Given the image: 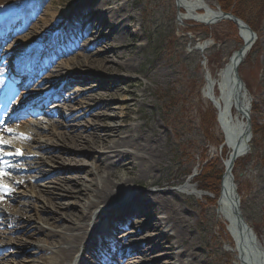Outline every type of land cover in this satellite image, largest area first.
Masks as SVG:
<instances>
[{"label": "rangeland", "instance_id": "374dc122", "mask_svg": "<svg viewBox=\"0 0 264 264\" xmlns=\"http://www.w3.org/2000/svg\"><path fill=\"white\" fill-rule=\"evenodd\" d=\"M37 1L39 0L33 2L28 0L30 8ZM42 2L43 6L38 12L24 11L22 5L18 6L16 15L22 17L18 20L21 22L19 23L21 27L14 28L16 32L5 41L2 46L4 49L9 48L8 44L11 45L10 49L21 47V50H13L18 51L19 55L23 54L29 49L28 46L47 36L49 29L61 22H66V26L71 27L63 31L64 43L72 42L74 26H78L83 32L87 31V34L69 52L64 53V49L63 53L50 50V55L46 54L48 59L46 67L39 70L36 80L23 90L27 89V93L30 94L35 88L47 85L44 92L56 90L61 85H65L64 88L57 91L56 97L48 100L49 104L42 106L41 109L34 112H30L31 109L26 112L23 110L22 115L19 114L14 121L8 123L13 129L0 137L5 142L0 145V162H4L6 155H13L16 159L25 158L24 156L30 151L29 155L42 156L47 170L43 177L37 178L36 173L26 169L24 162H14L20 170L17 173L13 169L3 168L5 175L0 177V184L6 189H11L16 183L15 191H18L16 195L23 192L24 199L20 200L31 203L28 213L21 215L20 222H29L45 231L57 233L64 231L63 225L79 224L81 220L77 216L79 209H82L83 201L78 196L74 198L69 196L68 193L77 187L76 180L79 181L77 188H85L80 184L90 186L87 180L97 174L94 170L96 163L94 156L109 151L99 146L93 147L94 145L83 146V141L90 142L88 132L92 131L93 127L103 125H120L122 128L128 127L132 130L144 129L151 138L156 139L163 155L162 160L157 164L154 174L148 178L142 176L135 178L137 167H133L131 171L126 170L128 167L124 170L121 167L117 168V174L114 176L127 180L129 187L123 188L115 202L103 207L111 210L114 206H123L132 199L133 201L141 199L145 191L157 194L158 201L161 198H168L169 203L181 211V215L189 223L186 231L194 242L191 251L197 256L201 255L204 260L197 264H234L232 252L228 251L229 245L225 241L223 223L216 219L209 199L206 196L200 198L196 191L200 189L197 177L202 174L199 180L213 181L216 172L220 169L224 170L223 159L230 151L224 140V133L216 121V109L202 94V86L205 74L214 77L233 51L242 44V35L238 26L225 19L208 25L186 17L183 15L186 12L182 8L179 9L176 0H109L108 3H104L103 0H43ZM82 2H85L84 11L95 5L103 9L107 8L104 14L108 24L114 25L116 17L113 10H110L113 2L116 5L121 4L130 13L131 31L128 33L120 31L122 37L120 43L123 46L118 50L121 56L120 65L125 63L128 66L125 64L120 66L117 56L112 54L114 42L107 39L108 30L104 29L101 32L90 30L89 25L95 20L94 17L85 19V16H78L70 11ZM259 12L261 14L244 17L251 23L254 39L237 69V74L243 89L247 91L254 127L250 150L236 160L233 175L234 184L238 185L241 195L240 209L264 249V164L261 160L264 156V46L261 35L264 33V4ZM99 21L100 18H96V24ZM204 32H207L208 36ZM205 42L208 46L203 50L202 45L204 46ZM14 53H8L6 57ZM82 55L98 58L103 65L113 67L105 70L98 65H89L86 63L87 58L83 59L82 63L77 62L82 60L80 59ZM82 64L84 67L81 68ZM75 76L80 79L72 82ZM68 79H71L69 83L66 82ZM125 81L128 83L126 84ZM74 94L76 99L73 98ZM40 97V94L34 95L18 106L22 104L24 106L25 102ZM129 101L131 104L127 103ZM209 105L215 112V122L212 127L206 125V121L204 125L200 124L198 112L200 107L203 112ZM115 111H117L116 116H114ZM54 112L60 114L59 120L69 114L75 116V122L67 127L61 124L58 128H54L52 119L57 118L51 115ZM102 117H107L103 124L99 121ZM19 121L27 122L23 130L14 128ZM49 131L54 135L49 142L55 143L51 146V152L46 154V152H38L37 149H25L28 140L35 132L45 134ZM121 131L123 133L119 134V137L125 136V131ZM68 138L75 141L77 149ZM63 139L66 140L63 142ZM43 141L42 137L38 140L41 144ZM17 150L21 154H16ZM118 150L132 153L130 147ZM50 154L58 155L61 160L53 162L47 157ZM195 168L197 171H194ZM86 169H90L92 174L85 175ZM188 171L196 174L195 181L192 178L190 185L195 187L196 191L191 189L182 192L167 187L168 184L185 179L184 174ZM20 177L25 178V183L21 186L18 181ZM97 177L96 179L94 177L92 183H99L100 179ZM68 179L71 180L66 181ZM72 193L75 195V192ZM10 194L4 193L3 199H8ZM250 195H253V198H250ZM145 200L148 202L151 197L147 196ZM152 200L157 199L152 198ZM5 202L0 200L6 214L20 215L15 212L17 206L14 211L7 206L4 207ZM66 203H69L68 207L64 205ZM101 206L98 205L94 210L98 211ZM147 209L149 211L154 208L151 206V209L150 207ZM154 215L162 216L155 209ZM96 219L92 217L89 220L90 227L96 224L94 223ZM145 220L146 217L140 214L122 222V227L119 221L113 222L108 226L115 225V228L113 226L115 234L109 231L112 228H104L101 233L110 232L108 240L117 241L121 245V250L130 249L126 255L117 254V256L114 255L113 250L111 252L106 250V255L117 259L113 260L112 264H158L166 259L168 250L158 248L149 252L142 245L147 237L145 234L149 233V237L156 234L152 230L143 228ZM0 231H5L2 234L4 240L15 238L11 243L0 246V258L5 254L8 260L4 264H13L15 261L32 264L26 259H34L37 261L35 264H51L49 256L54 248L42 234L26 238L20 229H10L1 224ZM166 233L165 236L160 237V242L164 245H172L174 242L172 231ZM20 237L25 240L23 245L27 243L24 245L26 249L34 254L21 251L20 244L17 243ZM103 243L106 249L110 247L109 242ZM95 254L96 264H99L101 256L96 248L88 249V252L80 255V258L84 263H91V255ZM101 254L105 253L101 252ZM127 256L135 257L134 262H122ZM182 259L188 261L189 256Z\"/></svg>", "mask_w": 264, "mask_h": 264}, {"label": "bare ground", "instance_id": "6f19581e", "mask_svg": "<svg viewBox=\"0 0 264 264\" xmlns=\"http://www.w3.org/2000/svg\"><path fill=\"white\" fill-rule=\"evenodd\" d=\"M33 1L34 0H31V2ZM42 1L43 0L37 1L32 6V8H30L28 0H0V25L7 22L6 20L3 21L1 18L5 16L8 17L9 15L14 16L18 11L19 5L21 6L22 4H26L25 7H27L29 11L32 10L38 12L43 6ZM103 1L104 3H108L109 0ZM177 3L179 9L182 8L186 12L185 14L187 15L183 14L186 17L194 18L199 22L208 25L214 24L215 22L220 20V9L218 8V5L214 0H177ZM84 5L85 2L79 3L77 5V8H72L70 9V11L75 15L85 16V19L90 16L94 17L95 20H92L91 24L89 25L90 30L101 32L105 29L109 31L107 39L114 42L111 52L114 56H117L118 63L120 65L121 56L118 50L123 46L120 43V41H122V37H120V31H123L125 33L131 31L130 20L132 19V17L130 13H128L126 9L121 6V4L116 5L115 2H113V5H110V10L112 9L114 14L116 15L113 25L108 24V22L106 23V16L104 12L107 10V8L103 9L101 8V6L95 5L93 7L87 8V10L84 11ZM98 17L100 18V21L98 24H96L95 21ZM181 19H183V16L181 17ZM102 22H105V24H102ZM63 24H65L66 26L67 23ZM236 25H238V27L240 28L244 38L242 47L239 51H235L229 56L228 60L225 61L223 66L217 70L214 77L206 74L204 84L202 86V94L211 103H213V106L216 109L217 122L220 125V128H222L224 136H226V143L230 148L228 157L226 158V169H228L227 172L229 174L226 173L224 175L223 181L219 184L218 189H216V187H213L211 193L200 190L198 191L195 187L190 186V179L185 186H182L181 191L188 192L191 189H195V191L197 190L196 193L200 198L203 199L204 196H206L209 199L215 211L216 219L218 221H221L224 225V231L226 234L225 241L229 245L228 251L232 252L234 264H264V249L240 209L241 195L238 185L234 184V164L240 156L245 155L250 150V141L252 139L251 132L254 127L252 125V116L250 113L251 104L247 99V91L243 89L241 84L235 83L236 76L234 74V69H238L254 38L249 37V34L247 32L248 30L245 27L239 24ZM19 26L21 27V25ZM72 29L74 32V38L71 40L72 42L59 44V46L65 50L64 53L69 52L72 48L78 45V42L81 41L80 39L85 34H87V31H81L78 26H74L72 27ZM261 35L263 36L262 42L264 46V33H261ZM207 46L208 44L205 42L204 46L202 45L203 50ZM13 49L21 50V47H14L12 48V50ZM16 50L14 51L18 53V51ZM85 58H87L86 63H88L89 65H98L100 68L105 70H109L111 67H113L111 65H103V63H100L101 61L98 58H91L87 55H82V57L80 58L82 60L77 62L82 63L81 61H83V59ZM5 62L6 61H1L0 70L6 69ZM124 64L125 63H121L122 66ZM125 65L128 66L127 64ZM82 67H84V64L81 65V68ZM73 79H68L66 82L69 83L70 80L72 82H76V80L80 78L78 76H75V78ZM1 81L3 82L4 80L2 78V74L0 73V84ZM125 82L126 84L128 83V81ZM64 86L62 85L59 90L64 88ZM46 87H48V85L44 87H37L32 90L30 94H28L25 90L18 92L10 91L11 95L14 98L13 104H19L25 99L43 92ZM129 93L131 94V92ZM43 98L44 97H40L33 100L30 105L25 103L27 107L24 112H26L29 108L32 109V111L41 109L40 107L43 105L41 103V100ZM73 98L76 99V94H74ZM77 101L84 102L83 100ZM130 101L127 103L131 104ZM6 109L8 111H11L9 106L7 105ZM116 113L117 111L114 112V116L117 115ZM51 115H53V117H57L52 119V127L54 128H58L61 124L67 127L73 124L75 122L74 120L76 119L75 116H72L70 114L64 116V118L60 120V114L58 115V113L54 112ZM106 118L107 117H102V119L99 121L103 124L106 122ZM26 123L27 122L19 121L16 123V125H14V128L17 127L23 130V126ZM8 129H11V127H5L4 130L8 131ZM121 130H124V133H126V135L123 137H119V134L123 133ZM98 131H100V133H98ZM88 135L91 143L89 141H83V146L90 147L94 145L93 147L99 146L101 147V149H107L109 151L94 156V159L96 160L94 170L95 172H97V174H94V177L96 179V177L98 176L97 178L100 179L99 183H92L94 181V177H91L88 180L83 177L85 180L89 181L90 186L80 184L81 187L84 186L85 188H77L79 181L76 180L75 186L77 187L71 190L72 192H75V195L72 192L68 193L69 196L73 198L78 196L79 199L83 201L82 209H79V215L77 216V218L81 220V222L79 224L63 225L64 231H59L60 233H57L56 231H45L43 228L36 227L29 222H20L21 215L24 213H28V208L31 203L26 202V200H20L24 199L25 195L23 192H20L19 195H16V192L18 191H15V189H17L15 183L10 191H7V193H11L8 196V199L2 200L6 201L4 203V207L7 206V208H11V210H14L17 206V211H14L20 213V215L16 216V213L6 214L0 203L1 226L10 229L18 228L26 238L34 236L37 237V235L42 234L45 239H48L51 242V244L53 245L52 247L54 248L53 251H50L52 253L49 256L51 264H96L97 256H91V263H84L81 260L80 255L85 254V252H88V249H90V247H93L104 240V232L101 233L102 231H104V228L108 229L110 227L108 225H111L113 222L119 221L120 219L125 221L131 219L134 215L138 216L142 214L146 217L143 228L152 230L156 233L150 237L148 236L149 233L145 234L147 235V237H145L142 245L146 247L147 251L149 252H153L158 248L169 251V254L166 255V259L158 264H197V262L204 261L201 258V255L197 256L196 253L191 251V247L194 242L186 231L189 223L186 218L181 215V211H178L177 208L173 207V205L169 203L168 198H161L158 201L159 196L157 194H152L150 191H145V194H143L141 199L139 198L134 201L132 199L128 204H125L123 206L117 205L114 206L111 210L103 207L104 205L115 202L118 199L119 194H121L123 188L129 187L127 180L115 177L117 174V168L121 167L124 170L128 167L126 170L131 171L133 167H137V170L134 173L135 175H137V177L135 178H139L141 176L148 178L154 174L157 164L163 158L156 139L151 138L148 132L144 129L132 130L128 127L122 128L120 125H103L100 127H93L92 131L88 132ZM53 136L54 135L50 131L49 133L46 132L45 134H43V132H35L33 134V137L28 140L25 149H37L38 152H46V154H48L52 150L51 146L55 145V143L49 142L50 139L53 138ZM40 137L44 139L43 144L38 142ZM65 138L67 139V137ZM113 138L114 140L112 141ZM66 139H63V142ZM68 140L69 142L72 141V139L70 138H68ZM74 142L72 141V144H74L75 149H77ZM123 147H130L132 149V153H128L124 150H118L119 148ZM27 153H30V151H28ZM30 157L32 158L34 156H29L28 159H16L13 155H8V158L0 164H2L4 169H13V171L17 173L20 170H18L17 165L14 164V162H24L26 169L36 173L37 178L43 177L47 170L42 161V156L34 157L32 159ZM47 157L49 159H52L53 162L61 160L58 155L54 154H50V156ZM261 160L262 164H264V156H262ZM194 171H197V168H195ZM84 172L85 175L92 174V171L90 169H86L84 170ZM100 173H102V175ZM70 180L71 179H68L66 181ZM18 181L20 186L24 185L25 178L22 179V177H20L18 178ZM247 183L249 185V182ZM248 188L250 189V186H248ZM147 196L151 197V200H149L148 202L145 200ZM249 197L253 198V195H250ZM152 198L157 200H152ZM16 202L18 203V205H16ZM73 203L75 202H72V204ZM68 204L69 203H66L64 205H67L68 207ZM98 205L102 206L98 211H95L94 209L95 207H98ZM151 206L159 213H161L162 216L154 215V209L148 211L147 208L150 207L151 209ZM236 213H239L241 217L237 218ZM92 217L94 219L98 218V220L96 219V221L98 222L95 221L94 223L96 224L90 227L89 220ZM169 230L172 231V235L174 238L173 244H161L160 237L165 236L167 234L166 232ZM4 233L5 231H0V246L5 244L7 245L15 240V238L13 240H4L5 237H3L2 235ZM86 239L87 241H85ZM128 241L130 240H127V242ZM24 242L25 240H23L22 237H20V239L17 241V243L20 244L21 251L27 254H34V252L26 249L24 245L27 243L23 245ZM260 248H262L263 252ZM2 255L3 256L0 258V264H4L5 261H8L6 259V255ZM185 256H189L188 261H186L187 259H182ZM134 259L135 257L127 256V258H125L122 262L132 263L134 262ZM26 261L31 262L32 264H35V262H37L34 261V259H26ZM13 264L21 263L15 261L13 262Z\"/></svg>", "mask_w": 264, "mask_h": 264}, {"label": "trees", "instance_id": "16d2710c", "mask_svg": "<svg viewBox=\"0 0 264 264\" xmlns=\"http://www.w3.org/2000/svg\"><path fill=\"white\" fill-rule=\"evenodd\" d=\"M220 8L226 12L231 11L233 14L236 16L242 18L245 20L246 15H251V14H261L259 11L262 10L263 8V0H216ZM246 21V20H245ZM247 22V21H246ZM249 25L251 24L250 22H247ZM252 28V26L250 25ZM205 35H207V32H204ZM208 36V35H207ZM202 108L200 107L198 109L199 116H200V124L204 125L206 121V125H210V127L213 126L215 122V112L211 105L207 106L205 110L202 112ZM202 116V118H201ZM190 172H186L184 176H187ZM222 174V169L220 171L216 172V175L214 177L213 181H207L202 177L204 180H199V178L202 176L199 175L197 177V182L200 188L205 189L209 192H212L213 187H216L218 189L219 187V180ZM201 181V182H200ZM215 189V188H214Z\"/></svg>", "mask_w": 264, "mask_h": 264}, {"label": "water", "instance_id": "95a60500", "mask_svg": "<svg viewBox=\"0 0 264 264\" xmlns=\"http://www.w3.org/2000/svg\"><path fill=\"white\" fill-rule=\"evenodd\" d=\"M176 2H177V0H176ZM177 6H178V3H177ZM218 8H219V6H218ZM220 9V8H219ZM220 14H221V16H220V20H221V18L222 19H225V20H229V21H232L233 23H235V24H239V25H242L243 27H245L247 30V32L250 34V36H253V31L249 28V26L243 21V20H241L240 18H238L236 15H234L233 13H231V12H224V11H222L221 9H220ZM238 26V25H237ZM240 50V48L237 50V51H239ZM234 74H235V76H236V82L235 83H240V79H239V77H238V74H237V69L235 68L234 69ZM228 171V169H226V171H225V173H224V175L226 174V173H228L227 172ZM224 175H223V177H224ZM236 215H237V218H240L241 216H240V214L239 213H236ZM245 226V225H244Z\"/></svg>", "mask_w": 264, "mask_h": 264}, {"label": "snow or ice", "instance_id": "6c2138e0", "mask_svg": "<svg viewBox=\"0 0 264 264\" xmlns=\"http://www.w3.org/2000/svg\"><path fill=\"white\" fill-rule=\"evenodd\" d=\"M8 131H11V129H8ZM5 142L0 139V145L4 144ZM16 154H21L19 150H17ZM5 175L4 170H3V166L2 164H0V177H3ZM7 191H10V189H6V187L3 184H0V200H2L4 198V193H6Z\"/></svg>", "mask_w": 264, "mask_h": 264}]
</instances>
